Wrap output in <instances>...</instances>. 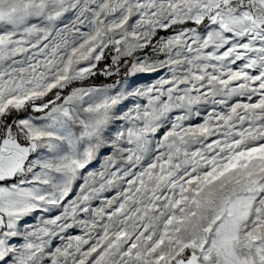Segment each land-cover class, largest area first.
I'll use <instances>...</instances> for the list:
<instances>
[{
	"label": "snow or ice",
	"instance_id": "obj_1",
	"mask_svg": "<svg viewBox=\"0 0 264 264\" xmlns=\"http://www.w3.org/2000/svg\"><path fill=\"white\" fill-rule=\"evenodd\" d=\"M0 264H264V0H0Z\"/></svg>",
	"mask_w": 264,
	"mask_h": 264
}]
</instances>
